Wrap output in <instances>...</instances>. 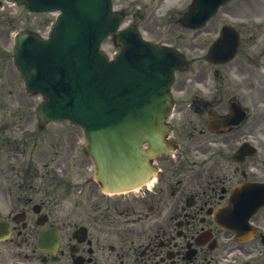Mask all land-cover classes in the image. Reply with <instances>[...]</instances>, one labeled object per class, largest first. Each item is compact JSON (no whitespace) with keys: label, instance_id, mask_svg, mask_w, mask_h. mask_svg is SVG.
Returning a JSON list of instances; mask_svg holds the SVG:
<instances>
[{"label":"flooded vegetation","instance_id":"af4514ba","mask_svg":"<svg viewBox=\"0 0 264 264\" xmlns=\"http://www.w3.org/2000/svg\"><path fill=\"white\" fill-rule=\"evenodd\" d=\"M229 4L191 30L196 41L189 47H207L231 24L241 32L242 53L224 64H210L200 52L190 56L189 75L175 90L171 136L177 148L155 160L158 172L136 193L111 198L90 187L77 226L62 221L69 215L55 214L54 183L41 193L34 183L47 175L53 182V171H65L69 156L48 162L35 138L1 127L0 220L11 223L14 243L0 246V264H264V209L249 219L253 232L241 241L215 219L235 185L264 182V32L242 23L245 5ZM7 196L14 205L6 212ZM57 222L56 252L36 248L39 231ZM80 226L85 229L76 231Z\"/></svg>","mask_w":264,"mask_h":264},{"label":"water","instance_id":"95a60500","mask_svg":"<svg viewBox=\"0 0 264 264\" xmlns=\"http://www.w3.org/2000/svg\"><path fill=\"white\" fill-rule=\"evenodd\" d=\"M18 1L34 9L53 6L61 9L49 39L40 41L27 32L16 37L15 62L27 87L40 90L46 97L40 113L76 116L75 120L85 126L89 152L104 187L121 190L139 183L149 168L147 155L139 144L160 135L167 106L157 94L140 109L124 106L134 101L124 89H118L121 78L116 64L109 66L95 61L94 53L99 50L96 42L89 39L98 34L95 21L99 3L96 0ZM121 42L124 51L115 63L127 66L131 59L126 61L127 57L144 47L139 42L128 43L124 39ZM134 69L130 66L125 73ZM138 77L143 79L139 73ZM167 79L168 76L164 80ZM159 92L163 95L161 88Z\"/></svg>","mask_w":264,"mask_h":264},{"label":"rangeland","instance_id":"374dc122","mask_svg":"<svg viewBox=\"0 0 264 264\" xmlns=\"http://www.w3.org/2000/svg\"><path fill=\"white\" fill-rule=\"evenodd\" d=\"M18 8V9H17ZM11 9L9 8V9H7V11L9 12ZM18 13H20V14H23V15H25V16H29V17H27V19H26V21L25 22H20L18 19H19V16L17 15ZM9 14H11V13H9ZM9 14H7V15H9ZM11 16H13L14 18L12 19L13 21H15L14 22V26L13 27H10V26H7L6 24H4V22H3V16H1V14H0V30L2 31V32H0V39L5 43V46H6V48H7V50H9V45H10V38H11V34L13 33V31H15V30H17L18 28H21V27H24V26H26L27 24L29 25L30 24V22H31V20H30V18H35V16L36 15H33V14H27V13H25V11H23V8H21V7H16V12L15 13H13ZM157 16V15H156ZM158 17V16H157ZM37 18V17H36ZM32 25V24H31ZM148 26H150V29H148V31H147V34H148V36H150V37H154V39H157V38H159L160 36L162 37V33L163 32H165V30H163V31H160L159 29H153V20H151L150 22H148ZM8 29H10V30H8ZM169 33V32H168ZM9 35V36H8ZM104 47H106V48H111L112 47V44H111V42L110 41H107L105 44H104ZM8 64H11V63H9V62H7ZM11 72H14V71H12V68L11 67H9V70H8V74L9 73H11ZM18 86H20V88H21V90H22V84H21V82H20V84H19V82H18V84H17ZM37 101H38V97H34Z\"/></svg>","mask_w":264,"mask_h":264}]
</instances>
